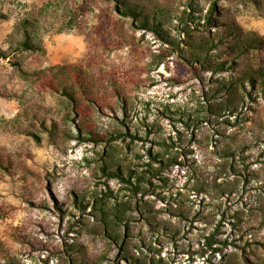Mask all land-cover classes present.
<instances>
[{"label":"rangeland","instance_id":"374dc122","mask_svg":"<svg viewBox=\"0 0 264 264\" xmlns=\"http://www.w3.org/2000/svg\"><path fill=\"white\" fill-rule=\"evenodd\" d=\"M130 1L175 42L116 0H0V264H264V92L246 81L233 114L210 108L221 82L264 67V43L234 54L224 32L264 39V0ZM26 33L38 46L20 47ZM201 37L230 68L190 62ZM54 64L95 75L82 105L108 140L37 81Z\"/></svg>","mask_w":264,"mask_h":264},{"label":"trees","instance_id":"16d2710c","mask_svg":"<svg viewBox=\"0 0 264 264\" xmlns=\"http://www.w3.org/2000/svg\"><path fill=\"white\" fill-rule=\"evenodd\" d=\"M117 3H121L122 6L120 8L121 12L127 15H132L138 20V24L142 28H152L156 31L163 39L174 43L173 37L163 29V23L161 21H151V17L147 14L143 8H141L137 3H133L130 0H116ZM215 11V2L209 8V12L206 15V25H209L213 21L212 14ZM27 22L28 19H25L22 24L24 26V30L27 32ZM188 30V29H187ZM224 32H228L232 34L234 37L230 44L226 45V50L231 53L238 54L243 52V50L250 48L256 45H263L264 39L258 36L251 35H243L233 26V24H229L228 28L224 30ZM189 37L192 38L191 35ZM188 44L194 47L195 51L193 54V58L189 59L190 62H199L208 64L209 68L213 71L223 70L225 67L230 68V64L228 61H218L214 62L212 59H209V55H211V51L217 46L216 40L213 37H201L199 39H190L187 40ZM19 45L23 49L34 48V41L32 40L29 33L25 34L24 40L19 42ZM5 56V51L0 48V58ZM195 68V67H194ZM40 84L43 86L50 88L54 91H59L63 95L69 97L72 101V107L74 112L78 114L79 122L78 128L84 133H90L92 136L100 137V133H98L92 126L91 121H89L84 113L82 100H88L90 102H97V95L95 94V85L97 80L95 75L85 70L82 66L78 64H54L50 65L47 68L41 70L38 75V80ZM248 81L252 86L258 85L261 86V89L264 92V67L253 68L249 73H244L242 76L237 77L235 80L229 82H221L218 89L224 90L227 94L224 99H221L210 105L213 111L216 113H220L221 111H228L229 113H234L236 109V101H238V97L240 95L239 87L243 86L244 83ZM83 98V99H82ZM115 136V135H114ZM101 137H105L106 140L109 139L108 136L103 135ZM159 153H155L154 155H158ZM171 160V159H168ZM106 165L102 166V169H105ZM118 168V167H117ZM158 168L152 167L143 169L142 172H153ZM118 174L121 175V168L119 167ZM116 174V172H114ZM135 177L138 182L147 180L146 174H139L134 169L133 171L128 172V177L126 180L130 182L131 177ZM140 188L139 184L134 185V191H137ZM105 196H109V193H105ZM100 196L99 200L94 201V208L99 210L101 218L104 221L106 219H110V211L105 209V202ZM121 204H125V202H117L114 205V210L112 214L117 219H122V215L120 214L122 209L120 208ZM213 237H207V245L211 246L213 243Z\"/></svg>","mask_w":264,"mask_h":264}]
</instances>
